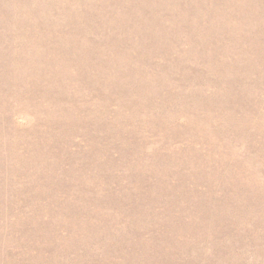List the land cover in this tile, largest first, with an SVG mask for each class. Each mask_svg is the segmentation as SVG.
<instances>
[{
  "label": "rangeland",
  "instance_id": "1",
  "mask_svg": "<svg viewBox=\"0 0 264 264\" xmlns=\"http://www.w3.org/2000/svg\"><path fill=\"white\" fill-rule=\"evenodd\" d=\"M0 264H264V0H0Z\"/></svg>",
  "mask_w": 264,
  "mask_h": 264
}]
</instances>
